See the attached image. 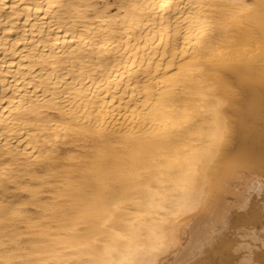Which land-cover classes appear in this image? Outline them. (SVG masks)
Segmentation results:
<instances>
[{
	"label": "bare ground",
	"instance_id": "bare-ground-1",
	"mask_svg": "<svg viewBox=\"0 0 264 264\" xmlns=\"http://www.w3.org/2000/svg\"><path fill=\"white\" fill-rule=\"evenodd\" d=\"M147 253L264 264V0H0V264Z\"/></svg>",
	"mask_w": 264,
	"mask_h": 264
},
{
	"label": "snow or ice",
	"instance_id": "snow-or-ice-1",
	"mask_svg": "<svg viewBox=\"0 0 264 264\" xmlns=\"http://www.w3.org/2000/svg\"><path fill=\"white\" fill-rule=\"evenodd\" d=\"M151 256V253L145 254V258H142L138 261H133L131 264H158V262L155 259L148 258ZM96 264H110V262L106 261H97ZM121 264H124V262H121Z\"/></svg>",
	"mask_w": 264,
	"mask_h": 264
},
{
	"label": "rangeland",
	"instance_id": "rangeland-1",
	"mask_svg": "<svg viewBox=\"0 0 264 264\" xmlns=\"http://www.w3.org/2000/svg\"><path fill=\"white\" fill-rule=\"evenodd\" d=\"M112 2H114V0H111ZM17 194V195H16ZM28 194L26 192H22V191H18L14 193V200H23V199H27Z\"/></svg>",
	"mask_w": 264,
	"mask_h": 264
}]
</instances>
